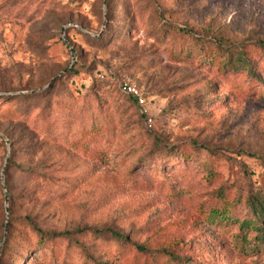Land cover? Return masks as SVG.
<instances>
[{
	"label": "rangeland",
	"instance_id": "1",
	"mask_svg": "<svg viewBox=\"0 0 264 264\" xmlns=\"http://www.w3.org/2000/svg\"><path fill=\"white\" fill-rule=\"evenodd\" d=\"M263 40L264 0H0V264H264Z\"/></svg>",
	"mask_w": 264,
	"mask_h": 264
},
{
	"label": "trees",
	"instance_id": "2",
	"mask_svg": "<svg viewBox=\"0 0 264 264\" xmlns=\"http://www.w3.org/2000/svg\"><path fill=\"white\" fill-rule=\"evenodd\" d=\"M184 32H186L188 35H196L194 34V32L192 30H186V29H182ZM199 38V36H197ZM262 44L264 45V40L262 41ZM204 47V46H202ZM213 49V45H210L206 50L203 49L202 52L204 53H210ZM190 52V51H189ZM236 61L241 65L244 66V69H246L247 73L251 72V67H249V61L246 58L245 52H240V54H238L237 58L235 60H232V63L235 65ZM229 65L231 63V58L228 59L227 62ZM134 98V97H133ZM136 100V99H133ZM225 195H221L219 199H221V204L218 205L216 204H212V202H204L201 204V208L200 211L201 212H208V218L210 219V221H230L231 219V215L229 214L228 211H230L231 208V202L229 201V199L225 198ZM249 199V200H248ZM247 199V201H249L250 205L252 206L254 212L257 215V218H261V220L259 221V223H257L256 221L252 222V224H250V221H243L241 222L240 228L242 230V232L244 233V237L242 239V243L246 246L249 244V247H251L252 245H256L257 247L261 246L262 243H264V195L263 196H249ZM212 205V206H207V205ZM206 206V207H205ZM78 232H82L83 229H78L76 230ZM97 233H103L104 230H96ZM251 231H254L256 233H259L258 236H255V240H249L248 235L251 233ZM42 234V239L45 235V232L43 233L41 230L39 231ZM107 232H110L113 236L118 237L121 240H126V236H124L123 234L115 231V230H107ZM69 233V232H67ZM54 235V234H51ZM255 241V242H252ZM247 243V244H246ZM141 248V246H140Z\"/></svg>",
	"mask_w": 264,
	"mask_h": 264
},
{
	"label": "built area",
	"instance_id": "3",
	"mask_svg": "<svg viewBox=\"0 0 264 264\" xmlns=\"http://www.w3.org/2000/svg\"><path fill=\"white\" fill-rule=\"evenodd\" d=\"M122 87L129 95L133 96L139 103L141 107L147 106V97L142 92L140 88H138L135 84L129 82V81H123ZM146 111V110H145ZM153 119L149 118L148 123L152 124Z\"/></svg>",
	"mask_w": 264,
	"mask_h": 264
},
{
	"label": "water",
	"instance_id": "4",
	"mask_svg": "<svg viewBox=\"0 0 264 264\" xmlns=\"http://www.w3.org/2000/svg\"><path fill=\"white\" fill-rule=\"evenodd\" d=\"M55 79H57V78H54L52 81H54Z\"/></svg>",
	"mask_w": 264,
	"mask_h": 264
}]
</instances>
